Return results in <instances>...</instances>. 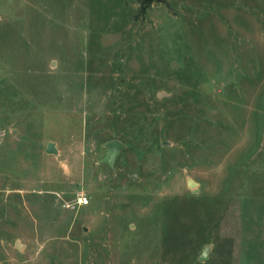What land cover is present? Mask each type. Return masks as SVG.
Listing matches in <instances>:
<instances>
[{"label": "rangeland", "instance_id": "374dc122", "mask_svg": "<svg viewBox=\"0 0 264 264\" xmlns=\"http://www.w3.org/2000/svg\"><path fill=\"white\" fill-rule=\"evenodd\" d=\"M168 1L0 0V264H264V0Z\"/></svg>", "mask_w": 264, "mask_h": 264}, {"label": "water", "instance_id": "95a60500", "mask_svg": "<svg viewBox=\"0 0 264 264\" xmlns=\"http://www.w3.org/2000/svg\"><path fill=\"white\" fill-rule=\"evenodd\" d=\"M156 2L163 3L167 8L171 9V4L168 0H155ZM103 146L106 149L105 155L101 158L100 162L106 163L109 167L113 168L115 160L121 151V149L124 147V143L120 141L119 139H110L106 141ZM46 152L50 154L57 155L58 151L55 147L54 142L50 141L47 144ZM190 185H194V182L190 180L188 182ZM211 245H205L202 249V252L200 253L198 260L204 261L208 256V251L210 250Z\"/></svg>", "mask_w": 264, "mask_h": 264}, {"label": "built area", "instance_id": "2783aa9c", "mask_svg": "<svg viewBox=\"0 0 264 264\" xmlns=\"http://www.w3.org/2000/svg\"><path fill=\"white\" fill-rule=\"evenodd\" d=\"M88 202H89L88 197H86V196H84V195H81V196H79V197L77 198V203H78V205H80V206H84V205L88 204Z\"/></svg>", "mask_w": 264, "mask_h": 264}, {"label": "trees", "instance_id": "16d2710c", "mask_svg": "<svg viewBox=\"0 0 264 264\" xmlns=\"http://www.w3.org/2000/svg\"><path fill=\"white\" fill-rule=\"evenodd\" d=\"M150 0H143V2H142V9H144L145 7H146V5H148L150 2H149Z\"/></svg>", "mask_w": 264, "mask_h": 264}]
</instances>
